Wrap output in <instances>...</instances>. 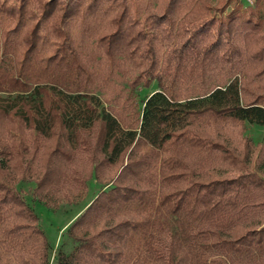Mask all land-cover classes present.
<instances>
[{
	"label": "trees",
	"instance_id": "obj_1",
	"mask_svg": "<svg viewBox=\"0 0 264 264\" xmlns=\"http://www.w3.org/2000/svg\"><path fill=\"white\" fill-rule=\"evenodd\" d=\"M236 2L0 0V264H264V1ZM89 180L52 253L19 185Z\"/></svg>",
	"mask_w": 264,
	"mask_h": 264
},
{
	"label": "rangeland",
	"instance_id": "obj_2",
	"mask_svg": "<svg viewBox=\"0 0 264 264\" xmlns=\"http://www.w3.org/2000/svg\"><path fill=\"white\" fill-rule=\"evenodd\" d=\"M235 5L239 6L241 10H246V7L242 4V2L236 0ZM261 9L264 13V2L262 3ZM232 5H229L225 8L223 14L228 12L231 9ZM155 84L152 83L149 88L139 89V96L146 97L153 90H155ZM246 134L250 136L255 142H260L264 139V127L255 125V124H247L246 125ZM32 186L31 184H20L19 188L22 190L25 200L28 205H30L35 214L39 218L40 227L45 233L49 243L52 245V253L56 249L60 248L63 251L67 252L71 248L70 240L61 232H63V228L67 225V223L72 220L75 214H77L81 208L87 203L99 190V186L95 183L94 180H89L87 182V190L84 194L83 198L80 199L74 205H67L65 203H61L57 210H52L47 208L39 203H37L32 197ZM51 253V254H52Z\"/></svg>",
	"mask_w": 264,
	"mask_h": 264
},
{
	"label": "built area",
	"instance_id": "obj_3",
	"mask_svg": "<svg viewBox=\"0 0 264 264\" xmlns=\"http://www.w3.org/2000/svg\"><path fill=\"white\" fill-rule=\"evenodd\" d=\"M240 2H242V4L245 6V7H252L254 6V4L259 1V0H238ZM264 1V0H262Z\"/></svg>",
	"mask_w": 264,
	"mask_h": 264
}]
</instances>
